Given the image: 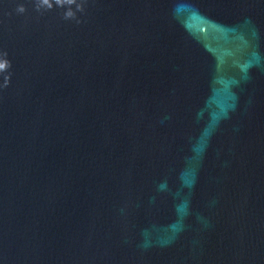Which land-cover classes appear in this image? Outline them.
Listing matches in <instances>:
<instances>
[{"label": "water", "instance_id": "obj_1", "mask_svg": "<svg viewBox=\"0 0 264 264\" xmlns=\"http://www.w3.org/2000/svg\"><path fill=\"white\" fill-rule=\"evenodd\" d=\"M0 264H264V0H0Z\"/></svg>", "mask_w": 264, "mask_h": 264}]
</instances>
